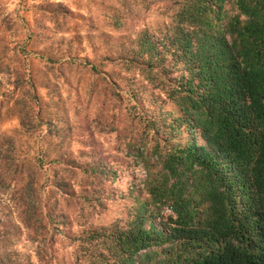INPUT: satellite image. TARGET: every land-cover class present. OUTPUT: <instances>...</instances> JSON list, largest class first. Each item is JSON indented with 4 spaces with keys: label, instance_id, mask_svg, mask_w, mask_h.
Segmentation results:
<instances>
[{
    "label": "trees",
    "instance_id": "1",
    "mask_svg": "<svg viewBox=\"0 0 264 264\" xmlns=\"http://www.w3.org/2000/svg\"><path fill=\"white\" fill-rule=\"evenodd\" d=\"M136 1L162 20L109 60L119 71L103 70L97 107L143 170L121 212L101 214L100 186L118 168L44 166L2 132L0 191L40 264H65V247L66 264H264V0H115L128 11ZM6 246L0 237V261L19 264Z\"/></svg>",
    "mask_w": 264,
    "mask_h": 264
},
{
    "label": "rangeland",
    "instance_id": "2",
    "mask_svg": "<svg viewBox=\"0 0 264 264\" xmlns=\"http://www.w3.org/2000/svg\"><path fill=\"white\" fill-rule=\"evenodd\" d=\"M136 3L128 11L115 0H0V132L13 136L11 149L18 156L42 158L44 153V166L100 162L118 168L116 181L100 186L105 215L121 212L143 175L117 145L112 120L107 123L109 109H97L98 100L107 96L103 70L119 71L109 60L121 57L134 30L162 20L156 7ZM118 20L122 27L116 26ZM25 108L35 119L28 129L17 119V111ZM9 194L0 191L6 259L12 255L19 264H40L34 253L37 240L28 237L18 219L19 205ZM59 207L72 221L71 206L65 201ZM66 249L61 254L65 264Z\"/></svg>",
    "mask_w": 264,
    "mask_h": 264
}]
</instances>
